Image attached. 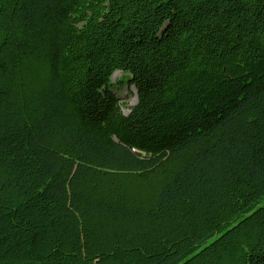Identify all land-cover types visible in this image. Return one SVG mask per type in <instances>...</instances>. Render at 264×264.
Listing matches in <instances>:
<instances>
[{
	"label": "trees",
	"instance_id": "obj_1",
	"mask_svg": "<svg viewBox=\"0 0 264 264\" xmlns=\"http://www.w3.org/2000/svg\"><path fill=\"white\" fill-rule=\"evenodd\" d=\"M0 264H264V0H0Z\"/></svg>",
	"mask_w": 264,
	"mask_h": 264
},
{
	"label": "rangeland",
	"instance_id": "obj_2",
	"mask_svg": "<svg viewBox=\"0 0 264 264\" xmlns=\"http://www.w3.org/2000/svg\"><path fill=\"white\" fill-rule=\"evenodd\" d=\"M118 72H116L113 76V78L118 76ZM131 91V94L127 93L126 89H124L123 91H121L119 94L124 97L126 99V102H128L129 104H134L135 103V91L133 88H129Z\"/></svg>",
	"mask_w": 264,
	"mask_h": 264
}]
</instances>
